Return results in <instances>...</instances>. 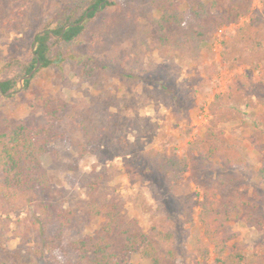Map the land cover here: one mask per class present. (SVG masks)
<instances>
[{"label": "rangeland", "instance_id": "1", "mask_svg": "<svg viewBox=\"0 0 264 264\" xmlns=\"http://www.w3.org/2000/svg\"><path fill=\"white\" fill-rule=\"evenodd\" d=\"M71 1L25 0L21 21L12 29L0 24V81L17 79L13 98L0 96V131L7 129L4 120L11 125L33 119L41 123L37 96L68 103L58 126L61 137L54 144L58 159L49 154L42 157L52 184L50 192L30 201L0 194V264H78L69 245L102 228L105 219L93 216L90 206L106 198H118L127 220L136 219L155 238L163 261L167 251L173 250L174 264H214L213 246L209 257L194 250L197 232L207 242L200 220L205 189L194 182L190 171L169 187L161 168L170 157H184L189 144L205 136L223 109L215 103L217 96L231 94L227 105L239 106L243 114L225 112L230 122L222 123L220 130L243 156L245 164L239 170L245 177L243 190L261 197L258 216L264 220V181L258 178L264 166V124L247 135L241 130L253 127L264 114L263 104L246 107L251 100L259 101L256 94L264 100V0H251L242 16L230 8L229 0H206L210 17L204 26L209 39L197 60H192L189 50L172 52L162 44L156 26L161 14L151 9L150 0H117L124 13L131 14L132 28L125 20L104 27L103 17L114 18L115 9H108L89 25L91 31L79 41L73 60L92 59L108 69L99 68L96 77L82 84L74 65H64L60 72L39 68L25 89L18 71L30 60L35 35L57 28ZM248 24L261 41L253 54L245 51L240 40L239 46L235 43ZM195 25V18L187 14L186 27ZM238 53L244 61L236 60ZM259 107L262 112L250 116L249 110L259 112ZM79 118L88 132L80 128ZM97 127L105 130L97 152L82 155L80 147ZM242 141L250 142L256 154ZM99 176L98 191L88 194V184ZM60 211L73 214L69 228L61 227ZM228 231L235 235L228 252L238 245L247 257L264 256V224L232 222ZM167 232L171 239L160 240L157 233ZM112 240V251H118L122 239ZM127 264H151V260L133 254Z\"/></svg>", "mask_w": 264, "mask_h": 264}, {"label": "trees", "instance_id": "2", "mask_svg": "<svg viewBox=\"0 0 264 264\" xmlns=\"http://www.w3.org/2000/svg\"><path fill=\"white\" fill-rule=\"evenodd\" d=\"M205 1L150 0L151 9L161 14L156 20V26L164 46L172 52L189 50L192 60H197L201 46L209 39V29L204 26V20L210 17V13ZM229 1L230 8L242 16L243 11H248L251 0ZM24 7L25 0H0V24L12 29L14 23L21 21L20 10ZM110 8L115 9L114 18L107 15L103 17L104 27L125 20L129 29L132 28L128 19L131 14L124 13L117 0H72L61 14L58 27L54 30L44 29L43 34L34 38L32 47L35 43L36 47L29 62L20 66L18 77L23 78L31 74L38 63L40 69H57L59 72L64 65L71 64L74 65L79 82L83 84L96 77L99 68L108 69L107 65H96L92 59L73 60L80 45L79 41L86 32L91 31L89 25L96 23ZM187 14L195 18V26L186 27ZM69 25L73 26L65 30ZM254 33L252 24H248L241 29L240 36L238 33L235 43L239 46L240 40L245 51L253 54L261 45ZM228 48L229 43L226 42L225 49ZM238 59L245 60L239 53L236 60ZM34 76L35 74L32 78ZM32 78L24 81L25 89L30 86ZM262 78L256 83V87L262 83ZM16 86V78L0 81V96L9 95L13 98L17 92ZM256 95L259 101L253 103L251 100L246 107L260 104L264 106L262 97ZM37 97L38 107L43 113L41 123L33 119L11 125L8 120H4L7 129L0 131V194L16 200L20 198L30 201L49 193L52 184L47 170L43 167L42 157L49 154L53 159H58V150L54 148V144L61 137L58 126L67 113L68 103L53 97ZM216 99L215 103H219L223 109L217 113L215 120L211 121L205 136L190 143L184 157L173 156L167 159L161 170L169 187L179 182L183 175L190 171L194 182L205 189L200 220L204 229L203 237L207 242L203 240L200 232H197L194 236L195 252L209 257L211 245L216 255L214 264H264V256L247 257L238 245L235 250L228 252L229 243L235 239V235L228 231L230 223L246 221L252 226L261 227L264 220L258 216L261 197L257 195L254 198L243 190L245 177L239 173L245 164L243 156L220 130L222 123L230 122L231 117L225 115V112L243 114V109L236 105L229 108L227 103L230 104L233 99L229 93L220 94ZM79 119L80 128L88 132L84 120ZM263 124L264 114L259 115L252 123L257 129H261ZM104 133V129L97 127L88 134L87 141L80 147L81 154L96 153L97 143ZM258 178L264 181V166L259 170ZM101 181V176L91 181L87 193H96ZM90 211L93 216L103 217L105 223L94 236L70 243L69 249L78 256V264H127L133 254L151 260V264L176 262L173 250L167 251L165 261L161 259L155 238L148 235L136 219L127 220L123 203L118 198L93 202ZM60 215L64 220L61 227L69 228L73 214L60 211ZM157 235L162 241L170 240L172 236L168 232ZM112 238L122 239L118 251H112Z\"/></svg>", "mask_w": 264, "mask_h": 264}, {"label": "crops", "instance_id": "3", "mask_svg": "<svg viewBox=\"0 0 264 264\" xmlns=\"http://www.w3.org/2000/svg\"><path fill=\"white\" fill-rule=\"evenodd\" d=\"M260 108H261V107H259V109H257L259 112H256L255 109H250V110H249V114H250V116L255 117V116L257 115L256 113H261L262 111L260 110ZM236 127H237V126H236ZM251 129H253V130H258L255 126H253V127H249V128H241V130L245 133V135H247V131L250 132ZM242 146L248 147V149H250V147L253 148V146L251 145V143L248 142V141H242ZM238 149H239V148H238ZM254 149H255V148L252 149L253 152H254ZM243 153H244V151H243ZM254 154H256V153L254 152ZM246 159H247V158H246Z\"/></svg>", "mask_w": 264, "mask_h": 264}, {"label": "water", "instance_id": "4", "mask_svg": "<svg viewBox=\"0 0 264 264\" xmlns=\"http://www.w3.org/2000/svg\"><path fill=\"white\" fill-rule=\"evenodd\" d=\"M70 26H73V25H69V26H67V27L65 28V30H66L67 28H69ZM44 32H45V31L38 33V34L35 36V38H36L38 35L43 34ZM35 46H36V43H35ZM39 68H40V63L37 64V66H36L35 69L31 72V74H29L28 76L24 77L20 82L23 83L25 80L31 79L32 76L37 72V70H38Z\"/></svg>", "mask_w": 264, "mask_h": 264}, {"label": "built area", "instance_id": "5", "mask_svg": "<svg viewBox=\"0 0 264 264\" xmlns=\"http://www.w3.org/2000/svg\"><path fill=\"white\" fill-rule=\"evenodd\" d=\"M220 91V90H219ZM205 122H206V120H205Z\"/></svg>", "mask_w": 264, "mask_h": 264}]
</instances>
